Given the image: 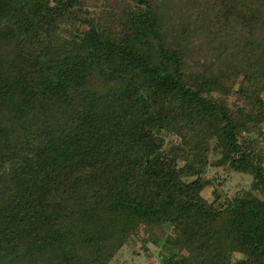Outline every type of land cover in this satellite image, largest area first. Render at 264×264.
I'll use <instances>...</instances> for the list:
<instances>
[{
  "label": "trees",
  "instance_id": "trees-1",
  "mask_svg": "<svg viewBox=\"0 0 264 264\" xmlns=\"http://www.w3.org/2000/svg\"><path fill=\"white\" fill-rule=\"evenodd\" d=\"M98 4L0 0V264H264V0Z\"/></svg>",
  "mask_w": 264,
  "mask_h": 264
},
{
  "label": "rangeland",
  "instance_id": "rangeland-1",
  "mask_svg": "<svg viewBox=\"0 0 264 264\" xmlns=\"http://www.w3.org/2000/svg\"><path fill=\"white\" fill-rule=\"evenodd\" d=\"M86 3L88 4L89 6V9L91 10H97L98 9V0H86ZM216 175V174H220L224 177H227L224 172L221 170V169H213L210 173V175ZM238 175H235L233 174L231 177H228L229 179L227 180V182L225 183V185L222 186V190L224 192H229L230 189H233L231 191V193H235V188H232V187H235V185L238 184V180H240V178H237ZM237 178V181H235V179ZM235 181V182H234ZM247 184H248V180H246L244 183H243V187H247ZM214 190H215V187L214 186H210L209 188L206 189V191L204 192V195L209 199V200H213L214 199ZM189 248H185L184 249V253L187 254ZM154 262L157 263V259L154 258L153 259Z\"/></svg>",
  "mask_w": 264,
  "mask_h": 264
}]
</instances>
